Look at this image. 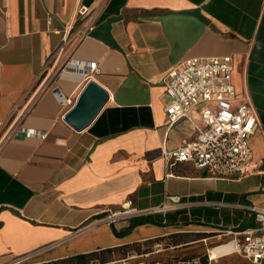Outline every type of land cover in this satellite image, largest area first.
<instances>
[{
    "label": "crops",
    "instance_id": "obj_1",
    "mask_svg": "<svg viewBox=\"0 0 264 264\" xmlns=\"http://www.w3.org/2000/svg\"><path fill=\"white\" fill-rule=\"evenodd\" d=\"M228 54L237 100L257 110L249 142L259 171L229 179L189 162L168 166L162 148L194 129L187 120L169 126L163 75L192 56ZM90 62L101 73L86 76ZM92 79L108 100L77 130L65 116ZM123 206L151 212L100 221ZM253 206L264 208V0H0V264L174 234L175 247L220 244L224 231L257 224ZM147 216L164 223L125 233Z\"/></svg>",
    "mask_w": 264,
    "mask_h": 264
},
{
    "label": "built area",
    "instance_id": "obj_2",
    "mask_svg": "<svg viewBox=\"0 0 264 264\" xmlns=\"http://www.w3.org/2000/svg\"><path fill=\"white\" fill-rule=\"evenodd\" d=\"M79 12L85 14L87 7L82 6ZM93 29V24H90L82 36ZM87 66L86 76L101 73L97 62H90ZM233 71L232 55L192 56L173 65L163 75L164 93L169 97L166 106L169 126L187 120L194 129V134L183 137L176 148H162L168 166L175 162H189L211 176L229 179H241L259 171L260 165L253 163V150L249 142L259 126L257 110L248 97L237 100ZM35 133V130L29 129L26 135ZM168 198L174 208L184 206L181 197ZM168 207L163 204L159 210L165 211ZM251 209L255 212L257 224L242 231L231 228L224 231L228 240L216 246L232 242V252L239 253L251 264H264V208L253 206ZM150 212L123 206L122 210H108L100 221L114 223ZM200 241L207 243L208 237ZM29 257L20 258L15 264ZM209 257L212 261L210 253ZM186 263L180 261L177 264Z\"/></svg>",
    "mask_w": 264,
    "mask_h": 264
},
{
    "label": "rangeland",
    "instance_id": "obj_3",
    "mask_svg": "<svg viewBox=\"0 0 264 264\" xmlns=\"http://www.w3.org/2000/svg\"><path fill=\"white\" fill-rule=\"evenodd\" d=\"M239 96L243 95V91L237 90ZM173 240L166 238L161 242L150 240L140 243V249L132 248L127 254L119 251L114 254L112 260L105 263L97 261L100 264H177L183 261V257H191L198 255L195 260L198 261L200 257L207 256L209 264V249L216 246L218 242L207 241L196 242L189 245L175 247L172 245ZM37 260L29 259L18 264H35ZM194 261V262H196ZM38 264V263H36ZM213 264H251L247 262L240 254L232 255V257L220 258Z\"/></svg>",
    "mask_w": 264,
    "mask_h": 264
},
{
    "label": "trees",
    "instance_id": "obj_4",
    "mask_svg": "<svg viewBox=\"0 0 264 264\" xmlns=\"http://www.w3.org/2000/svg\"><path fill=\"white\" fill-rule=\"evenodd\" d=\"M155 223V224H162L164 223L163 219L159 216H147L144 218H140L137 220H134L131 222L130 226L125 230V233L130 231L133 227L143 224V223ZM118 234H123L117 230H115ZM179 234L171 235L170 238L173 240V243L177 244L178 242ZM137 247L140 249V242H134L131 244H126L114 248H106L99 251H93L89 253H81L72 255L69 257L56 259L48 262L38 263V264H92L94 262L100 261V262H107L112 260L111 258L114 256L116 252H123L124 254H127L129 251L132 250V248ZM196 257H199L198 255H194L191 257H183L182 260L186 261V264H209L207 256L200 257L198 261L195 260ZM196 261V262H194Z\"/></svg>",
    "mask_w": 264,
    "mask_h": 264
},
{
    "label": "water",
    "instance_id": "obj_5",
    "mask_svg": "<svg viewBox=\"0 0 264 264\" xmlns=\"http://www.w3.org/2000/svg\"><path fill=\"white\" fill-rule=\"evenodd\" d=\"M107 100V91L93 79L89 80L65 119L75 129L81 130L91 123Z\"/></svg>",
    "mask_w": 264,
    "mask_h": 264
},
{
    "label": "bare ground",
    "instance_id": "obj_6",
    "mask_svg": "<svg viewBox=\"0 0 264 264\" xmlns=\"http://www.w3.org/2000/svg\"><path fill=\"white\" fill-rule=\"evenodd\" d=\"M233 249H234V243L229 242L218 246H214L210 248L209 252L212 259H217L220 256L231 253Z\"/></svg>",
    "mask_w": 264,
    "mask_h": 264
}]
</instances>
